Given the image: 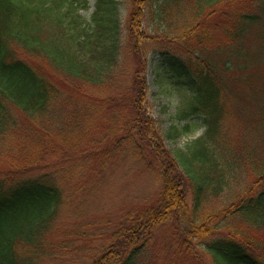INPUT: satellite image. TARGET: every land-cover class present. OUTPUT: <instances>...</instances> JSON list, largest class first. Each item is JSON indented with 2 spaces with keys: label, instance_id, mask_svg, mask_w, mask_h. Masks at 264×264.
<instances>
[{
  "label": "trees",
  "instance_id": "trees-1",
  "mask_svg": "<svg viewBox=\"0 0 264 264\" xmlns=\"http://www.w3.org/2000/svg\"><path fill=\"white\" fill-rule=\"evenodd\" d=\"M147 1L132 0L127 34L131 54L137 58L135 68L129 67L127 71L129 80L123 84V92L120 91L123 85L113 82L114 75H111L120 52L116 0H96L88 24L79 15L88 0H0V264H43L54 253L60 257L68 246L66 237L55 238V233L65 198L70 196V189L62 184L74 182L70 177H62L59 167L70 159V151L58 143V135H51L42 126L43 120L50 126L51 113L62 105L63 97L81 107L78 112H72L70 124L75 132L74 139L70 140L82 149L78 153L73 151L75 161L78 158L89 160L90 156L97 168L107 167L112 160L111 147L121 150L129 145L131 155L151 171L160 185L156 203L128 211L114 233L105 239L107 245L102 246L97 255H92L91 251L90 260L84 264H134L153 232L167 221L185 225L182 232L176 228L177 245L183 252L186 241L194 238L203 242L204 251L213 264H264V157L255 155L253 159H241L242 163L247 161L250 181L248 186L234 193L227 206L206 214L198 222L188 219L211 190L215 194L229 184L226 174L232 167L221 157V150L216 153V135L220 136L223 117L230 116L222 96L225 98V93L235 88L233 82H249L238 76L243 73L241 70L246 72L247 67L240 70L229 63L228 57V61L221 64L203 59L204 69L200 65L193 69L192 64L176 58L168 60L170 66H184L186 73L193 71L196 87L189 111L203 114L207 125L205 137L195 139L185 152L178 150L177 157H173L165 150L159 129H155L142 108L145 65L140 54L145 43L143 38L141 40L139 25ZM166 1L168 6V2L175 0ZM218 1L207 0V4L214 5ZM254 4L252 9L250 6ZM163 6L161 10L165 14L168 8ZM240 7H234L240 14L237 26H241L235 33L232 31L237 39L233 45L226 44L236 52V44L245 47L243 42L248 37L238 41L250 28L264 30V0H253ZM217 13L224 15L221 9ZM193 28L201 31L199 43L211 42V28L194 26L188 33ZM259 37L262 39L264 34ZM53 71L64 77L62 83L53 79ZM234 71V76L223 77ZM253 72L255 70L249 73V78L258 81L259 76H254ZM92 89L111 92L106 96L101 93L104 104L114 106L119 99L126 100L128 103L123 106L128 113L122 119H111L104 130L105 135L121 130L120 138L90 153L87 140L93 138L97 118L95 113L81 115L80 111H95L102 104ZM234 90L240 100H245L243 109L258 114L256 124L249 125L245 110L241 113L242 123L244 130L260 140L264 149V96L261 94L264 83H253L249 93L244 85ZM131 128L136 129L138 139L146 140L147 157L131 144V135L127 134ZM178 134L179 131L174 130V136ZM221 135L222 138L223 131ZM259 150L263 151L260 146ZM50 166L53 169L47 170ZM188 181L193 185L191 209L184 190Z\"/></svg>",
  "mask_w": 264,
  "mask_h": 264
},
{
  "label": "rangeland",
  "instance_id": "rangeland-1",
  "mask_svg": "<svg viewBox=\"0 0 264 264\" xmlns=\"http://www.w3.org/2000/svg\"><path fill=\"white\" fill-rule=\"evenodd\" d=\"M166 2V0H148L147 6L142 9L143 15L139 25L141 40L143 38V43H145L140 54V60L143 59L145 65L142 108L144 115L152 119L155 129H159L165 150L170 151L173 157H177L178 150L185 152L195 139L205 137L207 125L206 117L203 114L189 111L195 97L194 79L196 77L193 71L186 73L184 66L181 68H178L177 65L170 66L168 60L176 58L184 63L192 64L195 69L203 67V59L207 62L221 64L228 57L229 63L240 67V70L243 66L247 67V71L241 70L243 73L238 76L239 79L247 78L246 81L249 82L242 84L237 81L233 82V85L236 89H241L244 85L245 89L248 87L247 93H249L253 83H264V37L259 39V36L264 34V30L258 27L250 28L238 41H244V37H248L243 42L245 47L236 44L238 47L236 52L233 47H226L227 43L233 45V41L237 38H234L232 31L235 33L241 26H237L240 14L238 8L234 7H240L244 3L251 4L253 0H220L214 5H208L207 0L206 3H202L203 0L202 2L201 0H175L168 2V6ZM116 3L120 52L111 75H114L112 81H116L122 86L126 80H129L127 71L129 67L135 68L137 57L131 54L127 34L130 11L133 7L132 0H116ZM95 4L96 0H88L87 7L79 11L81 20L85 24L90 22L95 11ZM163 4L166 10L168 8L165 14L161 10ZM250 7L253 9L255 4ZM198 8L199 10H197ZM220 9L224 15L217 13ZM194 26L211 28L209 32L211 42L199 43L202 41V36L201 31L196 28L188 33ZM193 32L195 33L194 37L191 36ZM259 59H261L259 62H255ZM254 70L255 72L252 74L259 76L258 81L249 78V73ZM229 74L234 76L236 73L235 71L227 72L223 77L226 78ZM51 76L58 83L64 81V77L61 78L60 74L54 71ZM122 87L120 91L124 92V85ZM95 89H92L91 92H94L97 99L100 97L102 104L96 107L95 111L88 109L80 111L81 115L95 113L97 118L93 138L87 140V149L90 153L98 152L102 145L112 144L114 138H120L121 130L108 135H105L107 131L104 130H107L106 125L111 119L114 121L116 117L122 119L128 113L127 108L123 106L124 103H128L126 100L119 99L114 106L110 103L104 104L102 94L111 95V92L105 90V93L101 92V94ZM234 89L226 92L225 98L222 96L226 106L230 109V113H228L230 116L226 115L221 120L220 136L216 135V145L218 144V146L215 149L217 154L221 150V157L231 164L232 168L226 174L229 184L221 192L214 194L211 190L210 195L202 199L198 210L188 217V219H194L195 222L203 219L206 214L227 206L233 200L235 192L248 186L250 176L247 173V161L242 163L241 159L246 160L248 157L253 159L255 155L264 157V149L260 140L255 139L253 134L244 130L242 123L241 113L245 110L249 115L247 119L249 125L256 124L258 114L243 109L245 100H240ZM261 94L264 96V92ZM67 98L63 97L62 105L54 108L51 113L53 121L50 126L45 123V120L42 121V126L51 135H58V143L70 151V156L68 155L70 159L61 163L59 167L62 177H70L74 182L62 184L70 189V196L65 198L60 218L57 221L58 231L55 233V238L59 235L66 237L68 246L60 257H56L60 254L54 253L51 258L44 260L43 264H84V261L87 263L90 260L89 253L93 251L92 255L94 253L97 255L100 248L107 245L105 239L114 233L128 211L146 204H155L159 193L158 179H155L151 171L145 169L136 160V156L131 155L129 145L123 146L121 150L111 147L112 160L107 167L97 168L90 156L89 160L86 158L83 161L78 158L75 161L73 151L78 153L82 149L81 146H75L71 142L75 137V132L70 124L72 112H78L81 107L79 104L68 101ZM13 111L17 113L16 110L13 109ZM130 111L133 113L131 109ZM259 120L261 121L260 118ZM176 129L179 131L178 136H174ZM221 131H223L222 138ZM128 133L131 135V144L137 146L147 157L146 140L136 137V129L131 128ZM220 145L222 148L219 147ZM259 146L263 151L259 150ZM229 155L230 157H228ZM49 169H53L52 166L47 170ZM181 169L182 167L179 170ZM224 180H226L225 176ZM184 190L186 201L191 209L193 204L191 181L187 182ZM176 228L182 232L185 225L169 221L159 225L144 250L135 258L134 264H195V261L197 264H213L211 258L204 251L203 242H197L194 238L186 241L185 252L179 250L177 245L179 234L176 233L178 232Z\"/></svg>",
  "mask_w": 264,
  "mask_h": 264
}]
</instances>
